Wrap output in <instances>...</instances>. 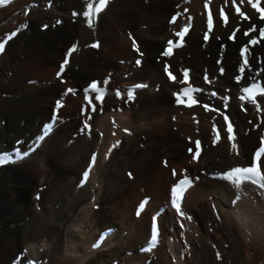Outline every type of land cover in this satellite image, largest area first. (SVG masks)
<instances>
[{
  "label": "bare ground",
  "instance_id": "1",
  "mask_svg": "<svg viewBox=\"0 0 264 264\" xmlns=\"http://www.w3.org/2000/svg\"><path fill=\"white\" fill-rule=\"evenodd\" d=\"M224 1L230 0H213V10ZM89 2L96 0H17L0 7V43L7 41L0 53V157L10 158L0 164V264H264V188L245 183L236 189L200 174L249 163L262 137L264 96L253 103L237 95L250 81L264 79V39L250 45L238 30L234 42L227 40L236 26L248 27L231 13L204 43L202 0H111L89 28L83 15ZM184 5L188 13L169 23ZM189 20L186 43L171 57L163 55L173 31ZM130 38L143 55L139 67ZM74 44L77 51L61 71L63 53ZM184 67L200 87L196 96L215 111L174 105ZM165 68L176 73L174 82ZM91 78L107 90L102 100L91 95L87 102L79 92ZM137 81L145 87L129 99L127 86ZM55 101L62 106L53 118ZM223 103L235 124L234 141L223 132ZM83 121L89 130H79ZM186 137L203 140L197 162L185 152L191 145ZM94 154L95 164L79 185ZM183 170L200 177L182 200L190 221L176 223L164 212L157 245L140 251L150 216L166 203ZM236 191L241 198L232 206ZM145 195L150 199L134 217ZM106 227L114 232L98 244Z\"/></svg>",
  "mask_w": 264,
  "mask_h": 264
},
{
  "label": "snow or ice",
  "instance_id": "2",
  "mask_svg": "<svg viewBox=\"0 0 264 264\" xmlns=\"http://www.w3.org/2000/svg\"><path fill=\"white\" fill-rule=\"evenodd\" d=\"M9 0H0V4H6L8 3ZM108 0H96L95 5L92 2L87 3L86 5V10L83 12V15L87 18V24L89 28H92L94 26V18L97 16L100 12L103 11L104 7L107 5ZM252 7L256 9L258 13H260V18L264 20V8L259 6V0H256L255 3L252 4ZM239 12V9H237ZM75 15V13H74ZM243 15V13H241ZM59 23V21L57 22ZM209 27H211V17H209ZM187 32V28L184 29L183 32L180 33V37L183 38L184 33ZM16 33L13 32L11 35L7 37V40L12 39L13 36H15ZM260 36L264 37V30L260 31ZM207 39V37H205ZM5 41L4 43H0V53L4 51L5 48ZM252 43L255 44L257 43L256 40H252ZM135 44V42H134ZM91 47H98L97 44L91 45ZM77 51V46L74 44L67 53L68 57H71L74 52ZM247 52V49L244 50ZM171 53V48H169V54ZM69 60L65 59L64 64H68ZM245 64H247V60H245ZM61 71H63V67L61 68ZM243 71V69H241ZM185 79H187V73L184 74ZM93 91H96L99 93V95L96 97L97 100H102L103 98V91L98 87V85L93 82L92 85L90 86ZM68 91H72V89H69ZM260 94H264V92H261ZM257 95V89L254 88H249L246 90V96L249 100H251L253 103H256V97ZM133 96V92L129 91L128 92V97L131 99ZM183 96L187 97V106H192L193 104L197 103L196 100L193 99L191 90L190 89H185L183 92ZM245 97H241V99H244ZM178 103L180 104H185L184 99H179ZM206 110H208V106L205 105ZM93 111H95V106H93ZM225 121H228V117L225 116ZM85 128H88L87 123L85 124ZM214 131H216L215 126H214ZM127 132L128 130L125 129ZM227 132H228V139L230 141L235 140V136L233 134V128L231 122H228V127H227ZM115 134V133H114ZM216 139L219 140V134L217 133ZM119 141H117V144ZM116 145H114L115 147ZM195 147L196 151L193 155V159H198L200 155V150H201V142L199 140L195 141ZM233 149L236 148V144H232ZM193 150L190 148L189 152H192ZM264 155V147H260L259 151L255 153V161L250 165L246 167H234L231 168L230 170L224 172L220 178L230 182L236 189H240L243 184L245 183H251L253 185H257L260 188H264V170L261 168V157ZM9 157H0V164L7 163L9 162ZM95 161V157H93V162ZM175 170H173V175H175ZM85 179H87L88 173L85 172L84 174ZM191 186V181L185 177L184 179H181L178 183L175 184V186L172 188V194H173V200L172 204L176 208L178 212L181 211V201L183 199L184 193L187 190L188 187ZM240 196L237 195L235 200L233 201V204L236 203V201L240 200ZM143 207V205L141 206ZM182 214V213H181ZM158 239V232L157 229L155 228V225L153 226L152 234H151V240L150 244L151 246H155L157 243Z\"/></svg>",
  "mask_w": 264,
  "mask_h": 264
},
{
  "label": "rangeland",
  "instance_id": "3",
  "mask_svg": "<svg viewBox=\"0 0 264 264\" xmlns=\"http://www.w3.org/2000/svg\"><path fill=\"white\" fill-rule=\"evenodd\" d=\"M228 40V39H227ZM94 44H96V43H94ZM93 45V44H92ZM92 48H95V47H92ZM181 49V48H180ZM161 51H162V49H161ZM120 64H122V63H120ZM145 196H148V195H145ZM159 203H163L162 201L161 202H159ZM94 206H96V205H93V208H94ZM117 262V261H116ZM115 261H113V263L112 264H117Z\"/></svg>",
  "mask_w": 264,
  "mask_h": 264
}]
</instances>
